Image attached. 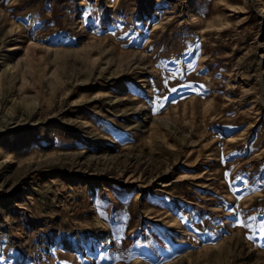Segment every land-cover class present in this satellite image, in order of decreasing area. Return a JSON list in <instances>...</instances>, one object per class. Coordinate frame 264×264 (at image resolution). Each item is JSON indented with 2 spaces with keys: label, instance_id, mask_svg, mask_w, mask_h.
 <instances>
[{
  "label": "rangeland",
  "instance_id": "rangeland-1",
  "mask_svg": "<svg viewBox=\"0 0 264 264\" xmlns=\"http://www.w3.org/2000/svg\"><path fill=\"white\" fill-rule=\"evenodd\" d=\"M262 228L264 0H0V264H264Z\"/></svg>",
  "mask_w": 264,
  "mask_h": 264
},
{
  "label": "snow or ice",
  "instance_id": "snow-or-ice-1",
  "mask_svg": "<svg viewBox=\"0 0 264 264\" xmlns=\"http://www.w3.org/2000/svg\"><path fill=\"white\" fill-rule=\"evenodd\" d=\"M173 91H175V89H173ZM100 214H101V216H104V213H100ZM260 235L264 236V228L261 229ZM248 239H254V236H249ZM0 259H3V258L0 257Z\"/></svg>",
  "mask_w": 264,
  "mask_h": 264
},
{
  "label": "bare ground",
  "instance_id": "bare-ground-1",
  "mask_svg": "<svg viewBox=\"0 0 264 264\" xmlns=\"http://www.w3.org/2000/svg\"><path fill=\"white\" fill-rule=\"evenodd\" d=\"M195 8L194 1L188 6L189 10H193Z\"/></svg>",
  "mask_w": 264,
  "mask_h": 264
}]
</instances>
